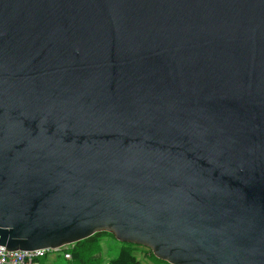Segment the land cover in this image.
<instances>
[{"label": "water", "instance_id": "water-1", "mask_svg": "<svg viewBox=\"0 0 264 264\" xmlns=\"http://www.w3.org/2000/svg\"><path fill=\"white\" fill-rule=\"evenodd\" d=\"M100 232L264 264V0H0V246Z\"/></svg>", "mask_w": 264, "mask_h": 264}, {"label": "trees", "instance_id": "trees-1", "mask_svg": "<svg viewBox=\"0 0 264 264\" xmlns=\"http://www.w3.org/2000/svg\"><path fill=\"white\" fill-rule=\"evenodd\" d=\"M103 237L114 238L109 233L100 232L61 250L63 251V255L68 254L70 256V259L67 260L70 264H101L102 254L100 252L99 244ZM120 244L121 247L118 256L115 259L109 260L107 264H142L134 253V248L138 246ZM145 251L150 255L151 259L155 261V264H168L155 258L152 252L148 249H145ZM43 260L44 259L41 260V264H43Z\"/></svg>", "mask_w": 264, "mask_h": 264}, {"label": "rangeland", "instance_id": "rangeland-1", "mask_svg": "<svg viewBox=\"0 0 264 264\" xmlns=\"http://www.w3.org/2000/svg\"><path fill=\"white\" fill-rule=\"evenodd\" d=\"M107 233V232H106ZM110 234V233H109ZM113 236V235H112ZM100 252L102 254L101 264H107L109 260L115 259L118 256L121 244L111 237H103L100 241ZM146 248L144 247H135V255L142 262V264H155L150 255L146 253ZM145 253V254H144ZM43 264H70L67 260L64 259L63 251L50 252L46 258L43 260Z\"/></svg>", "mask_w": 264, "mask_h": 264}, {"label": "built area", "instance_id": "built-area-1", "mask_svg": "<svg viewBox=\"0 0 264 264\" xmlns=\"http://www.w3.org/2000/svg\"><path fill=\"white\" fill-rule=\"evenodd\" d=\"M50 252L54 253L58 251L7 252L5 248L0 247V264H41V260L46 258ZM64 259L68 260L70 256L64 254Z\"/></svg>", "mask_w": 264, "mask_h": 264}, {"label": "bare ground", "instance_id": "bare-ground-1", "mask_svg": "<svg viewBox=\"0 0 264 264\" xmlns=\"http://www.w3.org/2000/svg\"><path fill=\"white\" fill-rule=\"evenodd\" d=\"M0 247H2V246H0ZM2 248H5V247H2ZM39 250H44V249H36V250H33V251H21V252H35V251H39ZM13 252H15V251H13Z\"/></svg>", "mask_w": 264, "mask_h": 264}, {"label": "clouds", "instance_id": "clouds-1", "mask_svg": "<svg viewBox=\"0 0 264 264\" xmlns=\"http://www.w3.org/2000/svg\"><path fill=\"white\" fill-rule=\"evenodd\" d=\"M67 247V246H66ZM66 247H64V248H66ZM63 249V248H62ZM61 250V249H60Z\"/></svg>", "mask_w": 264, "mask_h": 264}]
</instances>
